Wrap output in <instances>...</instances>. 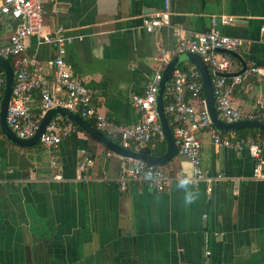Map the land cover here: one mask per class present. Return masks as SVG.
I'll return each mask as SVG.
<instances>
[{
	"label": "crops",
	"instance_id": "obj_1",
	"mask_svg": "<svg viewBox=\"0 0 264 264\" xmlns=\"http://www.w3.org/2000/svg\"><path fill=\"white\" fill-rule=\"evenodd\" d=\"M163 7L164 0L44 2L47 32L62 27L66 35L82 37L68 46L65 61L92 91L94 106L117 123L140 120L133 96L163 68L161 51L177 46L178 29L192 38L209 30L212 19L232 17L220 25L222 32L243 40L238 53L247 70L264 67V0H171L172 25L146 32L143 17ZM15 24L0 19L1 41ZM26 46L53 95L65 98L54 81L53 49L34 37ZM232 64L236 72L243 68L238 59ZM236 86L235 106L247 117L261 113L264 78ZM32 109L41 112L38 92ZM59 119L75 129L54 149L18 147L0 130V264H207V251L211 264H264V180L253 178L256 161L247 150L218 147L202 131V167L211 182H177L161 193L134 183L121 191L116 179L122 157ZM165 167L191 171L180 154ZM218 175L224 179L214 180Z\"/></svg>",
	"mask_w": 264,
	"mask_h": 264
},
{
	"label": "built area",
	"instance_id": "obj_2",
	"mask_svg": "<svg viewBox=\"0 0 264 264\" xmlns=\"http://www.w3.org/2000/svg\"><path fill=\"white\" fill-rule=\"evenodd\" d=\"M44 2L45 0H4L0 4V19L7 17L16 23L7 42L0 40V57L11 62L15 73L7 124L17 137L21 139L33 137L44 114L49 109L61 106L87 121L92 120L98 131L111 139H117L124 148L146 152L148 146L165 139L156 109L163 71L173 58L186 52L200 55L208 65L212 75L216 110L222 121L234 123L244 119L263 120L264 108L261 113L247 117L235 106L232 88L251 77L264 78V67L252 65L244 74L232 77L231 84L226 77L219 75L236 72L232 68V60L218 52L219 50L238 52L243 44L242 39L225 34L220 28L221 24H229L234 18H214L209 30L192 38L186 37L181 30H176L177 46L173 50L161 51L163 68L148 79L141 94L133 96L132 104L140 120L133 125H124L99 111L94 106L92 91L73 75L65 61V55L68 46L82 37L68 36L62 27L53 33L47 32L44 24ZM172 16L171 0H164V7L159 13L143 17V28L146 32L153 33L162 26H171ZM261 30L264 31V25ZM32 37L36 38L40 45H48L55 52L54 81L65 92V98L53 95L51 81L42 74L36 59L26 56V40ZM4 87L5 75L4 72H0V110ZM37 92L41 96L39 114L32 109ZM166 100L165 113L172 119L170 125L179 147V154L190 162L191 171L173 173L165 166H155L122 157L116 179L121 191H127L134 183L147 185L161 193L183 180L190 181L188 184L194 187L203 182H211L213 178H209L202 167V141L199 137L202 131H209L214 145L218 147L230 148L237 152L247 150L256 161L253 178L264 180V145L252 137H231L215 129L206 107L200 72L193 63L188 62L185 67L179 66L173 71L164 102ZM74 129L72 123L64 125L60 123L59 117H55L42 135L40 145L46 149L57 148L63 138ZM85 165L86 161L80 166L81 171L85 170ZM56 179H61V175H57ZM222 179L224 177L221 175L214 178ZM211 255V251L206 252L207 264H211L209 260Z\"/></svg>",
	"mask_w": 264,
	"mask_h": 264
},
{
	"label": "water",
	"instance_id": "obj_3",
	"mask_svg": "<svg viewBox=\"0 0 264 264\" xmlns=\"http://www.w3.org/2000/svg\"><path fill=\"white\" fill-rule=\"evenodd\" d=\"M218 52L238 59L243 65V68L238 72L219 74L220 76H224L226 78L229 77L232 78L235 76H240L246 72L247 70L246 62L242 59V57L239 55L238 52H232L227 50H219ZM186 62L193 63L200 72V76L204 88V96L206 99V107L211 117L212 124L216 130H218L221 133H233L243 129H256L264 133V120L244 119L234 123H226L219 118V115L216 110V98L214 94V87H213V81H212V75L210 73V69L200 55L191 52L182 53L176 56L175 58H173L167 64V66L163 71V76L159 86V91L157 95V104H156L158 119L161 124L162 131L165 136V140L167 144L166 152L162 155L154 156L146 152H138L124 148L119 143L115 142L113 139L107 137L102 132L98 131L95 128V126H93L87 120L83 119L80 115L61 106H57L52 109H49L44 114L43 118L41 119L38 130L33 137L29 139H21L17 137L7 124V112L12 97L15 73L11 62L3 57H0V69H2L5 75V87H4V94H3L1 110H0V130L12 144L18 147L30 148L40 144L41 137L44 134L48 124L53 118L62 117L70 120L71 122L81 127L98 143H100L106 149L110 150L111 152L115 153L118 156L140 160L142 162L152 164L155 166H165L179 154V147L176 143V140L173 135L172 127L165 113V108H164L165 94L169 82L171 80L173 71Z\"/></svg>",
	"mask_w": 264,
	"mask_h": 264
},
{
	"label": "trees",
	"instance_id": "obj_4",
	"mask_svg": "<svg viewBox=\"0 0 264 264\" xmlns=\"http://www.w3.org/2000/svg\"><path fill=\"white\" fill-rule=\"evenodd\" d=\"M228 56V55H227ZM232 61H236L235 58L228 56ZM181 67H185L182 66ZM0 72H3L2 69H0ZM228 83L231 84L232 83V79L229 77L227 78ZM239 86L234 85L232 88V96L235 94V91L237 90ZM164 105H167V100L164 102ZM168 117V121L171 124L172 119L170 116ZM235 137H252L255 140L261 142L264 145V133L256 130V129H243L240 131H237L234 133ZM156 147H154L153 149H147L146 153L150 154V155H154V156H158V155H162L164 154V152L166 151V140L164 139L163 141H159L156 142Z\"/></svg>",
	"mask_w": 264,
	"mask_h": 264
},
{
	"label": "clouds",
	"instance_id": "obj_5",
	"mask_svg": "<svg viewBox=\"0 0 264 264\" xmlns=\"http://www.w3.org/2000/svg\"><path fill=\"white\" fill-rule=\"evenodd\" d=\"M188 183H190V181H188V180H183V181H181V186H185V185H187ZM187 202H188V203H192V200L189 199Z\"/></svg>",
	"mask_w": 264,
	"mask_h": 264
}]
</instances>
